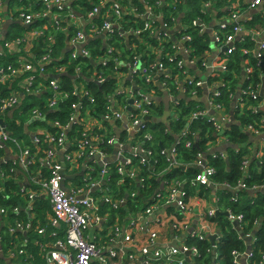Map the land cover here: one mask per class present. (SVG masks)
Segmentation results:
<instances>
[{"label": "built area", "instance_id": "built-area-1", "mask_svg": "<svg viewBox=\"0 0 264 264\" xmlns=\"http://www.w3.org/2000/svg\"><path fill=\"white\" fill-rule=\"evenodd\" d=\"M77 1L16 0L12 8H9L6 0H0V44L6 50L4 53L0 52V56L9 54L11 47L16 49L20 45L21 48H17L16 53L11 52L10 55L18 53L21 55L22 51H27L23 45L24 39L19 38L8 42L1 35L3 20L8 17V13H11L17 21L25 25L43 20V24L37 27V30L29 32L32 41L35 38L48 36L49 31L66 33L67 28L72 25L77 32L74 36L66 38L64 47L72 51V59L87 58L92 65L90 75H86L79 69L72 76L74 88L71 95L77 99V102L69 109L70 115L66 126L46 121L36 112L31 113V120H39L52 128L59 129L58 135L46 132V129L42 133L33 134L30 145L35 151L32 152L30 146L19 145L17 140L9 136L5 126H0V150H3V153L7 152L8 155L4 159L0 158L1 178H7L9 174H13L15 167L25 172L34 167H38L39 171L43 168L42 170L45 171L39 176L36 185L40 191L45 193L49 201L51 215L46 219V223L51 229L60 228L62 225L65 236L64 240L57 239L52 246L45 244L43 247V238L46 236L45 228L41 227L40 223L33 226V230L40 238L34 243H39L38 245L43 248L42 256L45 264H91L93 261L99 264H109L105 255L109 258L117 257L118 251L112 247L117 241L123 250H127L123 259L126 264H195L198 251L196 247L186 245L187 239L203 240L211 235H215L214 241L218 239V229L216 223L212 221L219 212L216 191L229 190L233 193L231 201L237 203L239 192L249 189L242 179L234 187L215 183L213 176L216 171L207 163V157L227 159V151L215 150L230 143L226 132L229 126L236 121V117L244 114L245 108L253 114L260 111L264 113V79H262L263 82L257 84L250 82L249 89L237 92L231 101L234 106L231 110L230 104L228 113L225 106L217 103L212 97L218 98L220 90L228 86L229 82L211 83L208 77L217 72H227L225 61L219 65H215L213 61L221 53L232 55L236 50V44L243 41L244 36L254 40L255 43L252 51L244 50L243 52L252 55L253 58L252 63L246 62L244 76L246 80H250L252 74L258 75V78L263 76L261 74L264 69V39L260 37L264 32V25L256 30L247 28L242 22V16L251 11L253 15L258 14L264 17V0H241V3L240 0H236L228 8L226 15L217 17V12L212 14L210 24L198 19L193 20L191 26H184L180 23L182 15L177 10L181 0H154L150 4L147 0H139L143 10L142 7L133 5L134 0H109L110 6L108 7H106V0H99L90 12L81 17L73 13L63 16L52 12L70 8L71 4ZM38 2L44 8L43 12L34 10ZM165 7L169 11L166 14L167 17L162 12ZM200 7L211 13L215 11L212 4L207 2ZM127 17L134 20V28L123 29L121 21ZM94 18H99L100 26L89 24ZM60 23H65V25H60ZM89 25L87 33L85 27ZM192 26H198L199 33L208 31L211 36L212 50L202 58L189 57L192 50L184 46V43L190 40L187 35L176 39V34ZM115 30L119 31L117 35L122 41H116L118 47L114 49L109 45V53L114 51V56L93 60L90 52L84 48L86 44L94 36L107 41ZM134 37H138V43L145 47L146 51L135 53V45L132 44L131 58L124 59L122 53L125 48L123 49L122 43L127 44L129 39ZM146 38L153 39L156 46L146 44L148 41L145 40ZM163 45L170 47L166 49ZM42 54L38 60V70L24 58H18L14 66H0V85L18 80L16 89H10L7 96L0 97V118L18 103L19 95L27 94L39 96L48 93V110L60 111L59 102L68 98L67 94L59 91L61 85L57 80L58 74L64 70L58 69V74L55 76L51 71L47 73L44 67L49 66L52 61L50 52L43 49ZM182 56L184 58H181ZM209 59L210 64L208 65ZM110 64L113 70L105 75L99 67H106ZM122 66L127 68L126 73H118L119 67ZM36 70L37 73H35ZM30 74H35V76H30ZM46 75L53 80L44 86L39 78ZM80 78L87 81L86 83L93 82L99 87L111 81L116 82L115 92L106 98L104 114L92 117L87 109L84 110L83 104L93 103L94 99L84 85L79 83ZM246 96L257 103L248 105L249 98ZM165 99H167L166 106ZM185 99L202 105L197 107V111L191 110L185 114L186 121L188 123L198 120L210 122L214 140H208L204 145L206 152L200 151L196 160L189 165L199 172L189 184H185L183 175L171 172L173 167H180L183 172L188 169V166L182 162L178 144L182 143L185 149H190L198 143V140H195L196 134L188 127L182 128L180 133L176 134L175 143L160 151V155L166 159L167 167L155 178L159 189L147 197L143 202L144 207L141 209L139 207L140 211L134 215V211L130 210L131 208L127 209L126 205L128 200L134 203L138 194L129 191L125 197H122L119 193V187L122 186L120 183L123 178L137 177L140 166L149 170L153 169L150 166L154 161L151 125L161 123L167 126L170 117H176L175 113L180 114V107H183L181 103ZM259 119V123L255 125L261 124V126L245 125L241 128V131L252 141V145L247 149L249 156H245L241 163L244 177L248 176L247 168L250 160L261 162L264 158V117ZM72 126L77 127L80 136L76 142L68 139ZM188 135L193 138V141L185 139ZM7 143L15 144L18 151L11 150ZM234 149L238 150L237 147ZM9 153L15 155V160L10 163H8ZM60 154H62L63 162L60 161ZM135 160H138V163ZM81 165L87 167V172L91 174L90 179L94 177L98 180L92 183H89L90 179L85 180L84 184L74 187L70 185L69 179ZM113 175L119 176L120 180L114 181L111 185ZM102 186L106 190H112L116 186V195L108 198L109 194L103 191ZM92 188L99 189V194L95 193V197L90 195ZM260 188H264V184ZM3 190L0 187V193ZM207 190H210L209 194L206 193ZM190 191L194 194L190 195ZM123 193L126 194V191ZM14 195L21 197V188ZM190 197L196 199L195 204L190 202ZM28 198L31 199L32 195H28ZM100 203L108 205L107 213L100 212ZM119 209L124 210L122 211L123 219L120 220L116 215L114 221L112 220L107 226L109 211ZM168 209L172 210L168 212ZM224 212L228 221L232 224L237 222L236 230L244 239L246 246L241 253L231 252L232 262L241 264V259H244V264H248L252 257V235L249 232L244 234L242 215L233 213L229 208H226ZM113 213L118 214L116 211ZM0 214L6 217L5 210L0 209ZM147 219H151V222ZM20 220L16 219L7 226V233L11 237H14L15 232L31 227V225H26V228L21 226ZM101 226L107 228L105 234L102 235L107 243L106 248L98 247L86 236L87 230ZM167 231L172 232L174 236L172 240L180 244H177V247H167L162 250L158 241L166 236ZM141 239L145 242L144 247L138 249ZM248 239L249 243H247ZM13 245L10 249L6 247L5 253L0 251V258L4 255V262L20 260L19 241ZM211 252L215 253L214 250ZM261 257L264 261V252ZM215 259L216 253L214 262L210 264H215Z\"/></svg>", "mask_w": 264, "mask_h": 264}, {"label": "trees", "instance_id": "trees-1", "mask_svg": "<svg viewBox=\"0 0 264 264\" xmlns=\"http://www.w3.org/2000/svg\"><path fill=\"white\" fill-rule=\"evenodd\" d=\"M15 1L16 0H6V2H8L9 4L14 3ZM98 1L99 0H78L77 2L72 3L70 8H64L62 11L53 10L52 12L60 13L63 16L73 13L81 17L90 12L95 4L98 3ZM106 1V7L110 6V1ZM147 1V3L150 4L153 3L154 0ZM235 1L236 0H181L177 10L182 15L180 23L184 26H191L193 20L195 21L199 19L203 23L210 24L213 15L211 11H205L202 9L200 7L202 6V4H205V2L212 4V8H214L218 12L217 17H219L220 15H226L228 12V8H230L235 3ZM128 5H130V3H128ZM133 5L136 7H142L141 9L143 10V6L139 2V0H134ZM34 10L43 12L44 8H42L41 4L38 2L36 3ZM162 12L167 17L166 14H168L169 11L166 7L162 9ZM177 15L178 14H176V16ZM133 21L134 20L129 17L123 19L121 21V23L123 24V29L134 28ZM42 24L43 20L33 22L31 24V28L33 29H31L30 31L32 32L37 30L36 28ZM89 24L100 26L101 21L99 20V18H94L90 20ZM243 24L247 28L256 30L257 28L264 25V17L255 14L250 20ZM60 25H65V23H60ZM89 28L90 25L86 26L85 32L88 33ZM67 30L68 31L66 33L49 31L48 36L35 38L32 43L33 47H31L29 51H22V54L26 55L23 56L24 58L26 57L25 60L31 62L37 70L39 69L38 60L41 55L45 53L44 52L42 54L43 49L50 52V58L52 61L49 66L44 67V70L47 71V73L51 71L52 75L54 76L58 74V69L64 70L62 73L58 74L57 80L61 85L59 91L62 94H67L68 98L63 102H59V112H52L48 110V93H43L39 96H33L32 94L23 95L21 103L13 110L11 119L7 118L5 113L2 115L5 116L4 126L7 133L10 137L18 140L17 142H19V140L21 139L25 141L27 140V137L24 133V126L27 125V121L29 122L32 112L38 113L42 116V119H45L46 121L56 122L59 124V126H66V124L68 123V117L70 115L69 109L71 108L72 104L77 102V99L73 95H71L74 88L72 76L79 69L83 73L85 72L86 75H90L92 73V65L90 60L81 57L72 59V51L65 49L64 46L66 38L68 36H74L77 32L72 25H70ZM118 32V30H115V32L110 35L109 40L107 41H104L98 36H94L89 40L84 48L90 52L91 58L93 60L114 56V51L109 53V45L113 49L118 47L116 41H122L117 35ZM199 32L200 31L198 26H192L190 27V29H187L185 31L182 30L178 34H176V39H180L185 35L190 38L188 42L184 43V46L186 48L192 50L191 54L189 55L190 58H202L206 53H210L212 50L211 36L208 31L203 33ZM19 38L20 34L14 35L10 38L7 37L6 40L11 41ZM141 39L143 40L144 37L142 36ZM145 40L147 41L148 39L146 38ZM138 42V37H134L130 38L127 44L125 42L122 43L123 49L125 48L124 52L122 53L124 59L131 58L130 48L132 44L135 45V53L141 51L142 53H145V47H142ZM146 44H149L150 46H156V43L153 39H149ZM254 45V40H251L249 37L244 36L243 41L236 44V50L232 55L221 53L213 61V63L215 62V65H219L224 61L226 63L227 72H217L208 77V80L211 83L222 81L229 82L228 86L220 90V96L218 98L212 97L217 103L223 104L228 113L230 112L229 107L232 98L235 96V94H237V92L241 90L246 91L247 89H249L250 82H252L253 84L263 82V80L261 78H258V75L256 74H252L250 80H246V77L244 76L245 64L247 61L252 63L253 58L252 55L243 52L244 50L252 51ZM163 46L166 49L170 47L165 45ZM35 49H38V51L34 53ZM18 55L20 54H5L4 56H0V66H14L16 60L21 56L20 55L18 57ZM181 58L184 57L182 56ZM184 61H186V59H184ZM99 68L105 75L109 74V72L113 70V66L111 64L107 65L106 67L103 66ZM37 70L35 73H37ZM127 71V68L124 66L119 67L118 69V73H126ZM261 75L264 76V69ZM30 76H35V74H30ZM39 80L43 82L44 86H47L48 83L53 79L50 76L46 75L45 77L39 78ZM79 80V83L84 85V87L92 94L94 99L93 103L85 102L83 104L84 110L87 109L89 115L92 117L104 114L105 106L107 104L106 98L112 96L115 92L116 82L111 81L99 87L93 82L86 83L87 81L85 82L82 78H80ZM17 82L18 80L13 83L10 82L4 85H0V97L4 98L8 95L10 89H16ZM18 91L21 93L20 89ZM246 97L249 98V96ZM256 103V101H253L249 98L247 104L254 105ZM181 104L183 105V107H180V114L175 113L176 117H170L168 119L169 124L167 126L161 123L151 125L153 137L152 144L154 145V147L152 146V155L154 157V161L150 166L153 169L149 170L140 166L138 168L139 174H137V177H135L134 179L123 178L122 182L120 183L122 186L119 187V193L120 195H122V197H125L129 191L136 192L138 194L136 199L134 200V203H131L130 200H128V204L126 205L127 209L131 208L130 210L134 211V215L140 211L139 207L140 209L144 207L143 202L147 199V197H150L155 193V191L159 189V184L157 183V180L155 178L157 174L161 173V171L167 167L166 159L163 155H160V151L162 150V148L165 149L167 146L175 143L176 134H179L182 128L188 127L189 130L196 134L195 140H198V148L192 147L190 149H185L182 146V143L178 144L182 162L183 164H185V166H188V169L186 170V172H183L182 170H180V167H173L174 169L172 168L171 172L183 175L184 180L186 181L185 184H189V182L195 177V174L199 172L196 168L189 165L194 160H196V156L200 151L202 153L206 152V148L204 147L206 142L208 140H214V135L212 134L213 129L210 122H208L207 120H198L188 123V121H186L185 114H187L191 110L197 111V107L202 106L201 103L194 102L192 100L187 101V99H185L182 100ZM261 117H264V113L262 111L253 114L250 110H247V108H245L244 114L236 117V121L229 126L226 132V135H228L230 142L228 145L236 146L238 150L236 151L234 148H228L226 150V153L228 155L226 160L207 157V163L216 171V174L213 176V180L215 183H217L218 185L223 184L234 187L237 182L242 179L249 189L239 192V199L237 203H233L231 201L233 193L229 190L219 189L218 191H216V195L219 200L218 207L220 214L213 218L212 221L216 223L218 229V239L216 241H213V243H211L208 238H205L203 240H196L191 238L187 239L186 245L188 247H196L198 251V256L195 258V264H210V254L212 250H214L216 253L215 264H233L231 252L237 251L241 253L245 250L246 246L244 244V239L240 236L239 232L236 230L233 224L228 221L226 216L222 213V211H224L226 208L231 209L235 214L242 215L243 232L244 234H247L249 232L252 235V257L249 260L248 264H263L264 262L261 257V254L264 252V188H260L264 184V158L261 160V162L254 159L250 160L249 166L247 168V177H244L241 171L242 160L245 156H249V154L247 153V149L252 145V141H250V138L241 131V128L245 125H252L254 127L261 126V124L255 125L259 123V118ZM29 126L42 127L43 129H46V132H53L55 135H58V128H52L44 122H39V120L33 121ZM70 130L71 134H69L68 139L71 142H76V140L80 138V136L78 135V129L76 126H72ZM185 139H191L193 141V138L189 135L186 136ZM26 142L28 143V141ZM7 146L13 151H18L15 144L13 143H7ZM30 147L32 152L35 151L32 145H30ZM45 147L46 145L44 144V148ZM1 154H3V150H0V156ZM135 161L138 163V160ZM141 179H143V181L140 182ZM112 180L113 182H111V185L114 184V181H119L120 177L117 175H113ZM0 186H3L7 191H9L10 189L17 190V184L13 183L12 181L8 183L0 182ZM123 191H126V194L123 193ZM209 192L210 190L206 191L207 194H209ZM189 194L193 195L194 193L193 191H190ZM18 197L20 196L13 197L9 195L6 196L5 201H3L0 196V206L6 209L5 218L10 222L14 221L16 218H21L23 220L26 219V214H21L20 212V214L16 216L12 213V208L17 204L22 203L21 199ZM107 208L108 205H103L100 207V210ZM49 210V201L46 199H44L39 203L37 207L34 208L35 213L37 212L36 216H38L39 212H43L45 216ZM113 211H116L118 214L113 213ZM122 211L124 210H110L109 223L107 224V226L111 224L112 220L114 221L116 215H118L120 220L123 219ZM44 216L42 215L41 218L38 216L39 220H41V223H45ZM47 228H49V226H47ZM13 236L14 237H11L5 234V226L3 229H0V243L4 246L5 249L6 247H9L10 249L14 246L13 243H18L19 239H21V232L17 231L13 234ZM32 239L34 240V242L40 240L37 235ZM213 246L215 247L213 248ZM18 248H21V246L19 245ZM34 249L36 250L35 247ZM4 263V260L2 261V258H0V264Z\"/></svg>", "mask_w": 264, "mask_h": 264}, {"label": "crops", "instance_id": "crops-1", "mask_svg": "<svg viewBox=\"0 0 264 264\" xmlns=\"http://www.w3.org/2000/svg\"><path fill=\"white\" fill-rule=\"evenodd\" d=\"M7 6L9 8H12L13 3L9 4L8 2ZM217 11H212V14H216ZM254 13L251 11H248L246 13L243 14V23H246L248 21V19L253 15ZM21 29V31H20ZM33 29L31 28V25H25L22 22L17 21L13 15H11V13H8V17H6L3 20V24L1 27V35L3 37L4 40H6L7 37H12L14 35H19L20 34V38L24 39V48L28 51L31 49V47H33L32 43V38L29 34L30 30ZM261 39H264V32L261 34ZM11 42V41H8ZM17 48H21L20 46H17L16 49L15 47H11V50L8 51V53L10 54L11 52L14 54L16 53L15 50H17ZM2 48V45L0 44V52H6L5 49ZM20 55H18L19 57ZM26 56L24 54L21 53V57ZM24 58V57H23ZM26 58V57H25ZM24 58V59H25ZM21 94V93H20ZM22 95L18 96V103L10 110H8L5 115L7 116V118L11 119V114L13 112V110L21 103V99H22ZM5 116H2L0 118V120H2V122L4 123ZM34 120H29V122L27 121V125L24 126V133L27 137L28 143L21 139L19 140V145L23 144L25 146H30L31 144V139H32V135L37 134V133H42L44 132V129L42 127H31L29 126ZM18 141V140H17ZM221 148V147H220ZM219 147L217 149H220ZM216 151V150H215ZM8 157L7 152H4L3 154H1L0 158H5ZM9 162H13L15 160V155L9 153ZM43 168H41V171L38 170V167H34L31 169H28L27 172H25L24 170L15 167V171L13 172V174H9V176L7 178H1V168H0V182L1 183H8V182H13L17 184V190H5V188L3 186L2 187L3 192L0 193L1 199L3 201H5L6 196H13V197H17L14 194L18 193L20 188H21V197H18L21 199L22 203L21 204H17L12 208V213L15 214L16 216H18L21 212V214H26V219H21V218H16V219H21V226H24L26 228V225H31V227L29 229H24L21 231V239H19V243L21 245V261H6L5 264H45L44 258L42 256V251L43 248L41 246H39V243H34V240L32 239L34 236L36 237V235L38 236V234L33 230V226L36 223H40L43 227L45 228V232H46V236L43 238V247H45V244H48L49 246H52L53 243L57 240V239H65L64 236V231H63V226L61 225L60 228H54L51 229L50 227L47 228V223H46V219L48 218V216L51 215V209L46 213V215L44 216L43 212H39L38 216L41 218V216H44V220L46 223H41V220H39V217L36 216V213L34 211V208L37 207L39 205L40 202H42L44 199L48 200L47 196L45 195L44 192L40 191L39 188L36 185V181L39 179L40 175H43L45 173L44 170H42ZM71 178L69 179L70 185H74V187H77L79 185L84 184L85 180H89L91 177L90 172H87V167L81 165L79 167V169L70 176ZM98 178H94L92 177L89 180V183L95 182L97 181ZM104 185V184H103ZM102 189L104 192H107L108 198H113V196L116 195L117 193V187L115 186L114 189L112 190H106L105 187L102 186ZM99 189L98 188H92L90 191V195L95 197L94 194L98 193L99 194ZM89 191V189H88ZM28 195H32V198L29 199ZM190 196V195H189ZM191 199V203L195 204V198L190 197ZM103 203H100V206H103ZM1 207V206H0ZM0 209H3L6 211V209L4 207H1ZM172 209H168L167 211L170 212ZM16 211V212H15ZM101 213H107V209H102L100 210ZM15 219V220H16ZM148 222H151V219H147ZM0 229H3L5 226V234L8 235L7 233V226L11 223H13L14 221L10 222L8 221L3 215L0 214ZM102 228V231H101ZM105 227H98V228H93L90 230L86 231V236L87 238L94 244H96L98 247L103 246V248L107 247V243L104 241V239L102 238V235L105 234ZM55 235H57V237H55ZM11 236V235H9ZM212 236V235H211ZM39 237V236H38ZM174 238L172 232L167 231L166 232V236L164 238H160L159 239V245H160V249H165L167 247H177V244H180L179 242H174L172 239ZM117 241V240H115ZM144 240H140V244L138 245V249L143 248L144 246ZM120 243L119 241H117L116 243H114L112 245V247L118 251L117 253V257L116 258H109L106 256L107 261L109 262V264H126V261H124L123 259L125 258V253L127 250H123V248L121 246H119ZM36 248V250L34 249V247ZM0 251L2 253H5L6 249L4 248V246L0 243ZM3 257L4 255H2V261H3ZM122 260H121V259ZM91 264H99L97 261H93Z\"/></svg>", "mask_w": 264, "mask_h": 264}, {"label": "water", "instance_id": "water-1", "mask_svg": "<svg viewBox=\"0 0 264 264\" xmlns=\"http://www.w3.org/2000/svg\"><path fill=\"white\" fill-rule=\"evenodd\" d=\"M68 8V7H67ZM38 51V49H35V51H34V53L35 52H37ZM210 64V59L208 60V65ZM235 101V100H234ZM164 104H165V106H166V104H167V99H165V101H164ZM233 106H234V104L232 103L231 104V110H232V108H233ZM0 126L1 127H4V123L2 122V120H0ZM194 147L195 148H198V144L197 143H195L194 144ZM236 146H232V145H222L221 146V148L220 149H216V151H226L228 148H235ZM60 161L61 162H63V157H62V154H60ZM233 226L235 227V228H237L238 227V224H237V222H233ZM210 241H211V243H213V241H214V239H215V235H212V236H208L207 237ZM250 242V240L248 239L247 240V243H249ZM248 249H249V247H248ZM186 255H188V254H186ZM214 255H215V253L214 252H211V258H210V261H211V263H213L214 262ZM186 261H188V258L186 257ZM245 262H244V259H241V264H244ZM264 264V263H263Z\"/></svg>", "mask_w": 264, "mask_h": 264}, {"label": "rangeland", "instance_id": "rangeland-1", "mask_svg": "<svg viewBox=\"0 0 264 264\" xmlns=\"http://www.w3.org/2000/svg\"><path fill=\"white\" fill-rule=\"evenodd\" d=\"M260 78H261V79H264V76H261ZM222 213L226 216V214H225L224 211H222ZM218 214H220V212H217L216 215H215V217H216Z\"/></svg>", "mask_w": 264, "mask_h": 264}]
</instances>
